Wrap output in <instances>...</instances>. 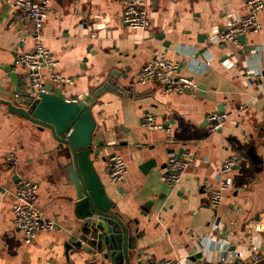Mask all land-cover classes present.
Instances as JSON below:
<instances>
[{
    "label": "crops",
    "instance_id": "0c3cea01",
    "mask_svg": "<svg viewBox=\"0 0 264 264\" xmlns=\"http://www.w3.org/2000/svg\"><path fill=\"white\" fill-rule=\"evenodd\" d=\"M146 9L150 28L130 30L121 21V0H49L42 30L43 44L58 62L56 71L72 78L69 85L54 83L44 69V92L52 88L72 100L104 88L90 104L95 128L89 157L112 202L110 212L127 230L125 256L90 237L92 229L76 215L78 189L68 147L1 102L30 92L17 57L31 49L32 39L25 25V38L17 40L19 31L7 25L13 0H0V264H86L94 252L102 264H144L148 257L193 264L198 258L247 256L252 245L263 246L264 233L256 227L264 225V14L257 13L260 29L236 46L216 40L215 32L245 14L244 0H148ZM86 22L98 26L97 40L87 38ZM160 52L177 64L179 75L193 80L192 89L127 86ZM221 111L231 119L211 132L207 116ZM147 112L160 129L141 125ZM185 151L193 162L169 189L161 179L167 157ZM9 152L15 167L5 160ZM108 153L126 162L120 184L108 178ZM226 158L235 162L227 175L230 187L214 211L207 187L218 186ZM23 179L38 184L37 207L56 221L53 230L28 244L12 212L13 192ZM256 264H264V257Z\"/></svg>",
    "mask_w": 264,
    "mask_h": 264
},
{
    "label": "built area",
    "instance_id": "2783aa9c",
    "mask_svg": "<svg viewBox=\"0 0 264 264\" xmlns=\"http://www.w3.org/2000/svg\"><path fill=\"white\" fill-rule=\"evenodd\" d=\"M123 4L121 21L130 30H148L151 26L150 16L146 5L148 0H121ZM246 12L243 16L232 18L225 28L215 32V39L220 42H231L238 46V36L257 32L261 24L257 20V13L264 14L263 0H244ZM49 11V0H13V13L9 19L8 27L18 30L17 40L23 41L25 32L22 27L29 26L28 35L32 39V47L24 50L17 57V62L26 69V77L31 95L36 98L45 91L44 69L49 72V80L54 83L69 85L72 78L64 76L56 71L57 60L52 52L46 48L42 40V30L44 21ZM84 29L87 38L98 39V26L93 22H86ZM261 72H259L260 75ZM147 83L157 84L165 92H182L194 87L193 80L189 77L179 75L177 64L168 59L162 52L154 54L142 66L139 67L135 75L129 80L127 86L132 89L137 85ZM264 116V108L262 110ZM231 119L227 112H212L207 116L209 130L214 132L220 129ZM141 125L148 129H160L161 124L156 122L155 116L147 112L141 120ZM5 160L11 167L16 165L14 152H9ZM193 162V154L182 152L180 156L171 153L168 155L161 179L169 188L174 189L183 179L186 171ZM234 160L226 158L219 167L220 178L218 186L207 187L208 205L217 211L221 208L225 192L229 189L230 183L227 175L232 170ZM107 175L111 183L120 184L127 174V166L123 157L116 153H108L106 156ZM38 184L34 181L23 179L15 186L12 204L13 223L22 235L24 244L30 243L39 233L48 232L55 228L56 221L43 215L37 207ZM256 229L264 233V225ZM264 257L263 246H251L250 254H237L229 258H220L211 261L198 258L193 264H256ZM99 252H94L86 261V264H102ZM144 264H182L180 259H157L148 257Z\"/></svg>",
    "mask_w": 264,
    "mask_h": 264
},
{
    "label": "water",
    "instance_id": "95a60500",
    "mask_svg": "<svg viewBox=\"0 0 264 264\" xmlns=\"http://www.w3.org/2000/svg\"><path fill=\"white\" fill-rule=\"evenodd\" d=\"M244 38V34L238 36V42H242ZM244 50L247 48L244 47ZM103 91L104 88H100L84 98L66 100L54 93L52 88L41 92L36 98L27 90L23 98L15 95L11 100L1 102L7 105L11 113L18 114L41 128H47L53 138L68 147L71 153L70 171L78 189L76 215L84 219L85 225L92 229L90 237L106 245L112 244L114 248L118 247L126 256L123 233L127 230L121 218L110 212L112 202L107 198L105 187L94 172L89 157L95 128L90 104ZM14 103L20 106H15ZM180 155L181 153L177 156ZM118 260H121L120 254Z\"/></svg>",
    "mask_w": 264,
    "mask_h": 264
}]
</instances>
